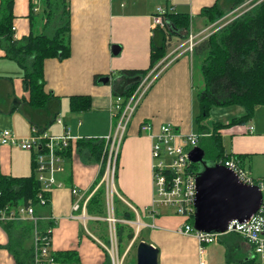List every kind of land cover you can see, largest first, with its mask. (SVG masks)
Returning a JSON list of instances; mask_svg holds the SVG:
<instances>
[{
  "label": "crops",
  "instance_id": "1",
  "mask_svg": "<svg viewBox=\"0 0 264 264\" xmlns=\"http://www.w3.org/2000/svg\"><path fill=\"white\" fill-rule=\"evenodd\" d=\"M216 1L68 0L71 53L64 60H47L43 79L46 90L60 100L57 112L53 100L44 111L26 110L23 101L28 95L22 85L23 70L14 61L2 57L0 49V78L10 80L13 90L10 105L15 108L10 113L0 114L11 117L18 112L23 116L25 125L31 129L32 124L23 113L27 111L33 124L50 136L62 135L67 127L73 144L80 139L103 140L111 134L116 122L111 112L114 98L130 83L121 72L146 70L149 67L152 16L157 8L165 7L170 12L188 14L189 32L196 36L204 35L215 24L208 25L200 12ZM39 2L40 0H36V3L34 0H13L12 31L15 40L27 37L36 26L37 33L40 32L42 22L36 24L34 19L35 14L40 11L37 5ZM167 39L170 47L181 38L171 35ZM180 49L177 58L168 59L163 64L161 72L137 105L117 154L113 182L116 198L128 209L134 208L138 214L134 221L126 224L133 228L134 237L122 252L125 255L123 264H136V248L140 242L157 250V264H198L197 241L175 232L183 224V218L170 209H162L153 218L144 211L152 201V141L140 131V126L146 123L153 132H157L160 126L171 125L182 134L195 133L194 118L197 113L193 115V66L196 60L199 64L201 62L184 48ZM95 77H98L97 81ZM101 79L107 80L103 83ZM71 96H89L91 109L72 113L68 100ZM236 109L238 115L232 118L243 113L240 107ZM55 112V117L48 118L45 123V115L51 116ZM56 119H60L61 124L56 123ZM209 122L220 121L209 119ZM228 122L230 121L220 123ZM249 126L253 128L252 132L247 131ZM5 130L21 137L25 135L21 131ZM220 136L227 154L242 156V167L253 178H264V107L256 108L246 124L225 129ZM14 150L17 149L0 146V173L13 177L29 176L27 171L31 168L32 152L20 150L27 155H20L13 162ZM100 168V163H96L87 150L73 149L69 158H63V171L56 175V180L62 186L49 193V215L45 214L47 210L42 211V217L49 216L50 220H54L51 252H75L78 264H111L105 250L108 239L106 222L91 221L100 219H93L97 217L87 214V218L82 219L81 214L72 209L77 198L71 194V189L78 190L84 198L90 197L97 184ZM17 169L21 170V175L13 174ZM104 204L107 214L105 194ZM135 221L139 224L137 229L133 225ZM6 245V235L0 228V264H14ZM227 247L231 264L260 262L253 257L251 247L241 237L226 235L224 243L218 240L205 247L208 264H225Z\"/></svg>",
  "mask_w": 264,
  "mask_h": 264
},
{
  "label": "trees",
  "instance_id": "2",
  "mask_svg": "<svg viewBox=\"0 0 264 264\" xmlns=\"http://www.w3.org/2000/svg\"><path fill=\"white\" fill-rule=\"evenodd\" d=\"M40 1L45 5L44 14L41 17V32L34 33L32 29L27 37L15 40L12 31L13 0H0V49L3 52L2 57L14 61L23 70L22 85L28 95L23 101L26 110L28 112L44 111L53 100L57 112L60 100L46 90L43 80L44 70L47 60H64L70 56V13L66 0ZM247 1L217 0L212 6L202 8L200 15L206 19L208 25L214 24L225 16V12H232ZM250 6L240 14H235L230 22L199 42L192 50V56L201 62L202 81V88L196 95L198 112L194 123L197 133L206 135L199 139L197 146L203 150L204 159L215 164L232 157L242 166V156H233L225 152L220 134L235 125L246 124L252 118L256 108L264 107V0L251 8ZM57 10L58 24L51 29L52 32L49 30V33L51 32L49 35L48 23L56 19L55 11ZM31 22L33 24V18ZM165 22V28H156L152 31L149 67L146 70L121 72L130 81L128 87L118 94L123 98L124 103L132 96L140 80L166 57L169 49L167 37L177 35L181 39L187 38L190 27L188 14L169 12L165 15ZM97 80L98 77H95V81ZM12 94L10 80L0 78V113H10L15 109L10 105ZM68 100L69 110L72 113L87 112L91 109L89 96H71ZM229 106L240 107L243 111L242 115L232 118L227 124L209 122L211 110L214 107ZM28 112L23 113L29 118L31 128L38 129ZM56 112L51 116L45 115L47 119L45 123L49 120L48 118H54ZM73 149L87 150L94 161L100 163L99 180L108 161V148L105 141L80 139L75 144L71 142L69 147L59 154L63 158H69ZM34 159L35 154L32 153L29 176L13 177L0 173V211H12L18 207L31 206L34 215L40 217L45 210H47L45 214L49 215L50 194L42 195L45 200L44 205H41L38 199L40 184L35 176ZM116 165L117 158L114 178ZM190 169L195 173L198 172L196 164L191 163ZM104 194L103 186L96 190L86 204L87 215L106 216ZM113 207L116 218L134 221V214L116 197L113 200ZM48 226H51L49 222L43 223L41 228ZM0 228L6 235L5 248L12 256L14 264H33L31 224L7 222L0 224ZM115 232L118 250L122 254L125 245L133 239L134 230L126 224L118 223L115 226ZM224 237H221L219 241L224 243ZM105 243H108V239ZM52 257L57 264H78L77 254L72 251L56 252L52 254ZM225 264H231L228 247Z\"/></svg>",
  "mask_w": 264,
  "mask_h": 264
},
{
  "label": "built area",
  "instance_id": "3",
  "mask_svg": "<svg viewBox=\"0 0 264 264\" xmlns=\"http://www.w3.org/2000/svg\"><path fill=\"white\" fill-rule=\"evenodd\" d=\"M169 12L165 7L157 8L156 13L152 16L153 30L165 28V15ZM199 36L190 35L189 39L182 44L187 45L185 51L190 54L192 53L194 45L202 41H196V38ZM179 48L172 50L163 63L165 64L169 56L177 53ZM177 57L176 55L173 59ZM160 65L161 63L140 80L136 90L125 103L122 97L117 96L114 98L111 112H113L112 116L116 119V122L111 134L103 139L108 148L107 166L102 177L92 189L90 197L84 198L78 190L71 189V194L77 198L73 203L72 209L74 212H79L82 219H86V204L99 187H104L107 214L105 217L92 216L97 217L93 219L100 220L91 221H104L108 225V243L105 250L109 255L111 264H123L125 258V255L120 254L118 250L115 226L118 223L127 224L131 222L118 219L114 215L113 200L114 195H117L113 188L115 160L129 120L144 94L161 72L162 67H159ZM56 123L61 124V120L56 119ZM252 130L251 126L247 127L248 132H252ZM140 131L148 135L152 141L150 151L152 201L149 206L144 208V211L153 218L162 209H170L175 215L183 218V224L175 232L180 235L193 237L197 241L198 264H208L205 252L207 245L213 244L221 237L229 234H236L241 237L251 247L253 257L260 262H264V180L253 178L241 166L239 161L232 157L217 163L232 171L242 184L257 187L261 192V203L258 210L248 220L243 222H238L237 220L231 221L223 233L197 231L193 226L196 173L190 169L191 162L189 161L188 154L190 150L197 147L199 139L206 135H195L194 133L185 135L171 125H162L157 132H153L151 126L146 123L140 126ZM72 141L73 138L70 136L69 128L67 127H65L64 133L60 136H50L46 132L32 127L30 135L27 138H17L9 130H0V146L18 148L19 150L30 151L35 154L34 171L36 179L40 184L38 199L41 205L45 204V200L42 197L43 194H49L54 188L62 186L56 180V175L63 171V157L59 152L68 148ZM112 161L113 182L110 187L108 183H105L104 175L109 170V166L112 164L110 162ZM129 210L134 214L135 218L138 216L134 208L130 207ZM50 219L49 216L38 217L34 215L31 206L18 207L12 211H0V224L7 222H25L31 224L33 264H57L51 252V234L54 220ZM44 222H49L51 226L41 228ZM133 225L137 229L139 224L135 221Z\"/></svg>",
  "mask_w": 264,
  "mask_h": 264
},
{
  "label": "water",
  "instance_id": "4",
  "mask_svg": "<svg viewBox=\"0 0 264 264\" xmlns=\"http://www.w3.org/2000/svg\"><path fill=\"white\" fill-rule=\"evenodd\" d=\"M188 158L198 166L193 218L197 231L223 233L231 221H246L258 210L262 196L257 187L246 186L232 171L207 162L198 146L190 150ZM136 264H157V250L140 242L136 248Z\"/></svg>",
  "mask_w": 264,
  "mask_h": 264
},
{
  "label": "rangeland",
  "instance_id": "5",
  "mask_svg": "<svg viewBox=\"0 0 264 264\" xmlns=\"http://www.w3.org/2000/svg\"><path fill=\"white\" fill-rule=\"evenodd\" d=\"M34 1L36 3V0H34ZM260 1L261 0H248L243 5H241L240 7H238L236 10H234L232 12H225V16L223 18H221V20L217 21L207 33H205L204 35H201L200 34V36L196 38V41H198V40H204L209 35H211L212 33L216 32V31H218L224 25H226L228 22H230L234 18L235 14H238V13L240 14V12L245 11L244 9L248 8L250 5H251L250 6V8H251L252 6H254L257 3H259ZM67 2H68V0H66V3ZM37 5H38L40 11L38 13H36L35 16H34V19H35V23L36 24H37V22H41V17L44 14V8H45V5L41 1L39 3H37ZM55 15H56V19L51 20L48 23L49 25H48V30L47 31H48V34L49 35L52 32L51 29H54V27L58 24V10L55 11ZM37 29H38L37 26L33 29L34 30V33H37ZM49 30H51L50 33H49ZM40 32H41V29H40ZM40 32H38V33H40ZM190 35H191L190 32H188V36L186 38V41H187V39H189ZM184 40L185 39H183V41ZM186 41L182 42V40L180 39V41L178 43L171 44L170 47H169V49H168V53L166 55L168 56L169 53L172 50H174L175 48H178V47L184 48L186 50L187 45H182V43L184 44ZM194 42H195V40H194ZM196 45H194V47ZM180 50H178V51H180ZM176 55H177V53L172 54L171 56L168 57V59H173ZM157 65H155V67ZM200 65L201 64L197 63V60H196L195 63H194V66H193V69H194L193 70V80H192L193 81L192 82L193 115H196V113H197L196 95H197V93L202 88V81H201V75H200ZM236 108L237 107H234V106L233 107L232 106H229V107H214L211 110L210 120H215V121H220V122L230 121V119L232 117L238 115V114H236V110H237ZM3 129H12L13 132L14 131H21V132H24L25 133V135L23 137L17 136V135H15L13 133L14 136L17 137V138H27L30 135V128H28L25 125L23 116L20 113H18V112L17 113H14L11 117H9L7 115L0 114V130H3ZM194 131H195L194 134L197 135L198 133H197V129L196 128L194 129ZM13 149H17V150H14L12 152L13 160H14L13 162H15L20 155H27L26 152L20 151L18 148H13ZM110 163H112V164H110L109 170L106 171V173L104 175V180H105V183H108V186L111 187L112 186V182H113V170H112L113 169L112 168L113 167V161L110 162ZM27 172L30 175L31 174V168ZM19 173H22L20 169H17L16 171L15 170L13 171V174L14 175H17V174L18 175H21ZM24 173H26V172H24ZM114 197H116V196L114 195Z\"/></svg>",
  "mask_w": 264,
  "mask_h": 264
}]
</instances>
